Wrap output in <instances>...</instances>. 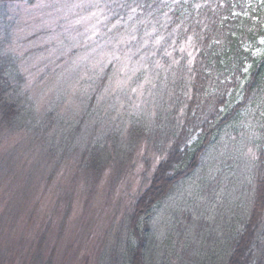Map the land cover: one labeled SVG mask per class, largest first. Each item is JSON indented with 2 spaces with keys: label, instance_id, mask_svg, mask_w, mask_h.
I'll return each instance as SVG.
<instances>
[{
  "label": "trees",
  "instance_id": "trees-1",
  "mask_svg": "<svg viewBox=\"0 0 264 264\" xmlns=\"http://www.w3.org/2000/svg\"><path fill=\"white\" fill-rule=\"evenodd\" d=\"M99 8L106 22L93 41L109 43V51L119 49L140 64L131 83L132 89L142 88L140 95L122 96L119 110V98L106 91L112 66L100 77L79 81L83 69L70 62L76 52L64 44L35 78L39 87L46 80L64 81L59 94L74 86L73 106L62 113L61 94L54 107L41 108L18 67L17 52L0 44V136L21 133L22 141L28 137L25 141L45 156L63 155L66 147L79 150L80 167L93 182L106 175L114 182L133 172L140 143L155 152L159 162L149 178L146 171L141 175L147 187L133 195L122 216L125 223L114 234L120 256L109 264L120 257L122 264H264V44L260 56L252 53L264 36V0H102ZM108 29L115 32L100 40ZM222 142L231 147L222 158L232 160L217 175H225L228 190L239 188L241 199L247 200L246 191L253 193L247 212L237 205L223 211L229 207L226 199L218 204L217 255L199 247L194 258L183 256L186 262H180L178 248L166 256L168 240L160 237L154 217L177 187L209 175L205 163ZM250 150L253 156H244ZM205 178L200 190L213 185ZM162 215L172 230L170 213ZM187 215L192 222L193 214ZM208 220L213 221L207 212L198 222L209 228Z\"/></svg>",
  "mask_w": 264,
  "mask_h": 264
},
{
  "label": "rangeland",
  "instance_id": "rangeland-1",
  "mask_svg": "<svg viewBox=\"0 0 264 264\" xmlns=\"http://www.w3.org/2000/svg\"><path fill=\"white\" fill-rule=\"evenodd\" d=\"M101 1L0 0V44H5L7 51L17 52L18 67L41 108L50 103L47 105L50 109L56 98L61 101L64 97L66 102L61 112L68 113L73 106L74 86L70 91L67 88L68 93L59 94L60 87L66 88L64 81L59 85L58 80L47 83L45 79L39 87L35 78L38 69H45L49 62L57 59L59 48L64 44L76 52L70 62L83 69L77 75L79 81L100 77L105 68L112 66L106 91L119 98L115 103L119 110H122V96L130 91V94L140 95L141 87L131 88L136 72L141 69L140 64L133 63L129 55L119 49L109 51V43H94L106 22L103 10L99 8ZM113 32L112 29L103 31L99 34L100 40L110 38ZM121 36L116 35L115 39L121 40ZM262 44L264 36L253 47V55H261ZM34 85L37 87L33 88ZM139 99L138 96L135 101L136 109L140 105ZM94 119L97 120L96 115ZM115 120L112 122L116 125ZM21 139L22 134L16 132L0 136V264L111 263V257L118 256L121 250L114 234L125 223L122 216L130 207L133 195L138 194L140 187H147L142 184L141 175L146 171L149 178L154 172L157 160L159 162L155 152L147 151L146 145L140 143L133 158V172L127 171L118 181L112 182L106 175L93 182L80 167L81 151L73 152L66 147L63 155L50 153L45 156L39 147L25 141L28 137L24 141ZM223 142L217 154L209 159L213 164L205 163L209 175L196 176L177 187L154 217L160 237L168 240L166 256L172 257V249L176 252L178 248L176 254L181 256L180 262H186L183 256L186 260L194 258L199 247L206 255L216 254L218 243L215 240L221 234L214 233V224L218 227L222 223L216 221L217 218L214 220L218 204L222 205L226 199L229 207L225 206L223 211L229 213L228 209L237 205L243 210L242 214L247 212V200L253 193L248 190L245 192L247 200L241 199L240 189L228 190L225 175H217L222 164L230 166L228 160H232L228 155L222 158L226 149H231ZM246 155L249 158L253 153L250 150ZM204 177H209L213 185L207 190L202 187L201 191ZM166 211L175 224L172 230L162 218ZM206 211L213 219L208 220L209 228L198 222ZM187 214H193L192 222H188ZM122 261L120 257L116 264H122Z\"/></svg>",
  "mask_w": 264,
  "mask_h": 264
}]
</instances>
